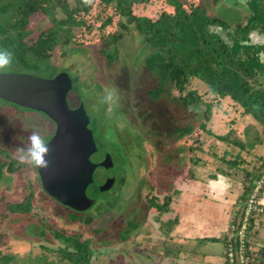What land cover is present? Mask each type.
Segmentation results:
<instances>
[{"label":"rangeland","instance_id":"rangeland-1","mask_svg":"<svg viewBox=\"0 0 264 264\" xmlns=\"http://www.w3.org/2000/svg\"><path fill=\"white\" fill-rule=\"evenodd\" d=\"M66 1L72 6L76 4V0ZM85 1L89 4L95 2L91 12L82 16L88 27L85 30L75 31L79 35L78 42H83L85 45L79 46V50H73L72 47L67 50L61 45L52 53L51 63L55 66H64V72L72 78L76 90H71L68 94V102L72 108H75L73 105H79L82 99L77 91L78 84L83 86L91 97L82 99L86 111L92 118H98L97 122L100 126L101 100L106 101L112 108L120 104L121 98L126 96L127 98L131 97L132 102L128 101V103L135 109L139 107L138 105L148 106L144 97L139 95L137 89L131 85L132 79L128 81L126 78L128 73L123 66H130L138 57V64L143 65L153 49L150 48L149 43L142 41L133 25H129L128 29L117 26L118 17L114 8H105L98 0ZM195 1L187 0V7L189 4H194ZM198 1L202 5L209 6L210 15H220L232 27L237 22L245 24L256 13L257 8L259 14L260 12L264 13V0H224L215 6L210 4L212 0ZM1 3L2 1H0ZM167 6L164 0H150L149 3L136 4L134 14L138 17L156 19L163 11L169 9ZM98 16L102 18L98 19ZM107 16H111V23L104 25L103 21ZM49 24L45 17L33 16L28 27L30 30L29 40H34L40 31ZM262 25L260 23L259 27ZM218 31L222 36L227 33L220 28ZM109 34H121V38L118 42H114L112 39L109 41L107 39ZM251 37L253 44H264V34H261L259 30H255ZM105 42L115 43L109 49V53L114 54L113 60L100 55V50L103 49ZM144 46H147V51L141 54L140 49H143ZM259 56L264 63V52ZM120 71L123 72V78L119 81L118 86L114 82V78ZM0 72H21L44 78H47L51 73L50 70L36 72L33 69L27 70L18 66H5L0 68ZM121 88L126 89L128 95L120 90ZM191 89L196 90L204 102L214 104L211 119L206 122L208 130L220 135L230 133L229 140H218L205 131L200 143L194 142V136L204 120L192 122L195 129L193 133L174 137L175 122L180 118L181 111L177 103L175 104L171 98L169 100L166 98V101L169 102L162 103L158 107L155 105L161 114L155 113L154 115L155 119L166 127L164 130L166 133L158 139L161 142L159 146L157 144L150 145L148 142L151 140L145 142L146 151L148 154H153L152 167L156 168L159 164L156 172L151 176L152 178L147 180V189L140 190L138 187L141 177L148 173V170L144 169V171L139 170L135 173L127 170L125 178H123L124 183L118 184L115 189H111L113 187L108 189V192L113 190L108 195L102 196L101 191L98 193L89 186V194L93 195L95 199L98 197L101 199L91 209L80 213L76 220L70 218L72 214L68 212L69 207L53 201L45 192L39 179L40 176L38 177L39 173L36 174V165L26 160L22 161L31 148L29 138L33 133L39 135L42 145L52 138L48 140V134L53 130L51 122L38 110L25 108L0 98V166H2L0 171V217L7 213L8 204L22 202L30 192H33L32 211L13 214L7 222L3 223L1 231L6 238L3 245H0V264H69L56 253V251L73 248L70 242L64 240L65 238H75L81 242H87L92 252L90 264H143V261H146L144 264H162L159 261V256L164 249L167 254L175 255L177 258L190 253L188 250L182 253L179 245L181 238H184L181 237V234L189 228L190 218L194 216L200 219L201 216H207L211 220L213 216L216 217L214 213L221 209L225 211L224 198L221 196H218V199L215 198L210 190L216 194L220 190L228 191L229 199L225 200L229 205L236 203V209L242 210L243 200H240L238 196L243 194V176L247 170L254 171V168H258L261 164L259 158L264 157V136L260 134L262 130L258 126L257 128L253 127L251 121L241 120V125H237V122L232 120L233 118L239 120L237 106L231 101L216 99V96L207 91L203 83L196 80L186 91ZM171 95L178 96L179 93L172 89ZM182 115L186 117L184 110H182ZM129 124L123 118L115 121V125L120 127H129ZM91 127H93L92 124ZM246 128L245 135L248 134L249 138L244 135ZM159 130L163 131L161 128ZM105 136L107 139L110 138L108 133L103 134L99 130L95 132L97 146ZM256 137L258 139L254 140L253 138ZM237 140L245 145L254 141L255 146L251 147L252 149L240 151L232 144ZM201 145L205 153L199 155L203 162L207 163L206 166L203 165L204 163L196 165L192 160L194 152L191 150V146L200 147ZM127 147L129 146H126L125 150ZM178 148L184 149L183 153H178L181 159L179 162L175 159L177 154L174 152ZM212 152L216 153V158L211 156ZM225 152L227 154L225 161H220ZM236 158L242 160L239 161V168L225 163L234 161ZM11 165L12 171L8 169ZM102 173L101 180H104L108 175L106 172ZM191 173L194 177H191ZM147 175L149 176V174ZM214 175L222 177L223 184L216 183L217 177L214 178ZM97 181L96 178L95 183ZM209 185L214 187L209 188ZM152 186H154V190L151 191L149 197H157V201L162 204L167 199L170 200L168 201L170 210L166 211L161 219L158 218L159 212L150 208L145 199ZM190 188L192 190L196 188V192L191 190V193ZM112 197L115 198L114 202L116 203L106 206V198L111 200ZM243 211L245 212V207ZM263 217L264 212L257 216L259 219H263ZM129 219L139 228L136 227L131 234L127 235L124 232L128 229L126 223ZM38 222L41 225L40 229L37 225ZM164 222L168 224L163 226ZM250 227L251 225L244 234L238 231L241 226H233L231 229L237 230L232 233V236L243 234L244 237H240V239L247 242L248 250L261 257L264 252L263 244L260 242L249 244L251 242ZM176 228H181V232L179 230L174 232ZM255 229L252 231L258 232ZM172 234H174V239L169 237ZM29 235H34V237H29ZM193 239V237L185 239L186 244L191 245L190 248L195 249L199 254L204 252L211 256L212 253L216 254L213 251V248H216L218 249L217 257H222L224 248L226 250L227 241L223 242V238L217 241L219 243L217 245L203 242L193 245ZM172 256L170 255V257ZM183 263L190 264L188 261H183Z\"/></svg>","mask_w":264,"mask_h":264},{"label":"trees","instance_id":"trees-1","mask_svg":"<svg viewBox=\"0 0 264 264\" xmlns=\"http://www.w3.org/2000/svg\"><path fill=\"white\" fill-rule=\"evenodd\" d=\"M0 1H2L0 4V53L6 55L9 59V64L6 67L18 66L27 70L33 69L36 72L50 70L51 73L47 76L48 79L54 78L60 73H65L63 70L64 66H55L51 63L52 53L61 45L67 50H70V47L73 50H79V46L85 45L83 42H78L77 38L79 35L75 31L85 30L88 27L82 16L91 12L95 2L89 4L85 0H76V4L72 6L66 0ZM164 1L169 9L163 11L156 19H152L149 17H138L134 14V6L136 4L149 3L150 0H98L105 8L115 9L118 17V27L128 29L129 25H133L142 41L149 43L150 48L153 49V52L148 55L143 65L138 64V57L134 59V63L130 66H123L126 69V73H128L126 78H128V81L132 79L131 85L137 89L139 95L144 97L145 102H148V106L138 105L139 107L135 109L128 103V101H131V97L127 98L126 96L121 98L120 104L112 108L109 107L106 101L101 100V118L99 119L102 123H100L101 128L98 126V118H92L87 113L90 117L89 127L93 131L95 142V132L98 130L100 133H108L110 136L109 139L106 136L101 139L100 144L96 145L98 151L92 157L95 162H100L108 154L113 164V167L110 168L99 167L97 169L95 180L97 178L98 181L90 186L92 190L98 193L100 191L99 185L103 181L101 180L102 172H106L107 177L115 178L113 188H111L115 189L118 184L124 183L123 178H125L127 170L133 173L139 170H148V173H146L149 176L147 174L143 175L138 186L140 190L147 189V180L152 178L151 176L154 175L159 164L156 168L152 167L153 154H148L145 142L151 140L148 143L150 145L157 144V146L161 143L158 139L166 133L164 131L166 127L162 122L157 121L154 115L155 113L161 114L160 111L158 112L157 107L162 103L169 102V98L175 104L177 103L181 111L180 118L175 122L176 132L173 134L174 137H182L186 133H193L195 129L192 122L204 120L200 124L199 131L194 136V142L200 143L205 131L218 140H229L231 137L230 133L215 134L214 131L208 130L206 126V122L211 119L214 104L212 102H204L196 90L186 91L196 80L203 83L207 91L216 96V99L231 101L237 106L239 120L236 118L232 119L237 122V125H241V120L251 121V125L255 128L258 126L262 130L260 134L264 136V63L259 56L264 52V44H253L251 37L255 30H259L261 34H264V13L260 12L259 14L257 8L256 13L245 24L237 22L232 27L220 15H210L209 6L202 5L198 0L194 4H189L188 7L187 0ZM221 1L224 0H212L210 4L215 6L220 4ZM35 15L45 17L50 24L45 29H42L34 40L30 41L28 38L30 34L28 27L31 18ZM97 18L100 19L102 17L98 16ZM103 22L104 25L110 24L111 16H107ZM260 23L263 24L261 27H259ZM218 27L227 32L225 36L219 34ZM120 38L121 34H109L107 37L109 41L112 39L114 42H118ZM114 42H105L103 49L100 50V55L107 56V59L113 60L114 54L109 53V49L115 44ZM146 48L147 46H144L143 49H140L141 54L147 51ZM68 76L70 78L69 74ZM121 78H123L122 71L115 75L114 82L118 85ZM70 79L72 90L74 91L72 78ZM78 86L77 91H79L82 99L90 97L83 86L79 84ZM172 89L177 90L179 95H171ZM120 90L128 95L126 89L121 88ZM166 98H168L167 101ZM82 99H79L80 103H83ZM73 106L76 107L75 105ZM182 110L185 111L186 117L182 115ZM39 112L44 114L51 122L53 130L48 134L49 140L56 131V124L45 113ZM119 118L128 121L130 123L129 127L116 126L115 121ZM91 124L93 127H91ZM160 128L163 131H160ZM246 132L247 128L244 135ZM245 136L249 138L248 134ZM253 139L257 140L258 138ZM232 144L239 148L240 151L252 149L251 147L255 146L254 141L245 145L237 140ZM126 146L129 147L125 150ZM191 150L194 152L193 163L196 165L204 163L199 155L200 153H205L203 146H191ZM156 152L158 153V150ZM174 152L177 154L175 159L178 162L181 161L178 153H183L184 149L178 148ZM254 152L257 153L256 150ZM198 155L199 157H196ZM225 155H227L226 152L220 158V161H225ZM211 156L216 158L217 155L212 152ZM259 159L261 164L258 168H254V171L247 170L243 176L242 185L244 190L243 194L239 195L238 198L243 200L245 208L255 182L260 180L264 173V157ZM239 161L236 158L234 161H226L225 163L239 168ZM203 165L206 166L207 163ZM1 169L2 166H0V171ZM8 169L12 171V165ZM35 170L38 175V168ZM191 177H194L193 173H191ZM213 177L216 178L217 176L214 175ZM89 188L87 189V195L95 200L94 204L98 203L101 198L95 199L93 195H90ZM152 190H154V186L150 187V193L145 196L147 197L145 199L149 203L150 208L159 212L158 218L161 219V216L170 210L168 208L170 203L168 201L170 200L167 199L164 204L159 203L157 197H149ZM45 192L53 201L67 206L55 200L47 191ZM109 192L101 191L100 193L103 196L108 195ZM260 192H264V187L261 188ZM32 201L33 192H30L22 202L8 204L7 213L0 217V245H3L6 238L1 231L3 223L7 222L13 214L31 212ZM114 201L115 198L113 197L111 200L106 198V206L115 204L116 202ZM92 206L87 210L91 209ZM243 209L235 208V211H233L234 216L231 220L232 223L228 234L223 238L225 242H228V237L231 239L232 236L230 235L237 230L231 228L241 225L244 217ZM87 210L78 211L69 207L68 212L72 214L70 218L76 220L80 213L82 214ZM260 214L259 212H254L251 217V223ZM167 222H164L163 226L167 225ZM37 225H39L40 229V222ZM126 226L128 229L124 233L127 235L131 234L136 227L139 228L130 219L127 221ZM30 236L34 237V235ZM64 240L70 242L73 248L56 251L63 261L69 264L91 263L92 252L87 242H81L75 238H65ZM246 253L249 257V264H264V252L261 257H258V255L248 250L247 244Z\"/></svg>","mask_w":264,"mask_h":264},{"label":"water","instance_id":"water-1","mask_svg":"<svg viewBox=\"0 0 264 264\" xmlns=\"http://www.w3.org/2000/svg\"><path fill=\"white\" fill-rule=\"evenodd\" d=\"M72 82L68 74L43 78L21 72H0V98L45 113L56 124V131L41 151L44 163L37 166L42 186L55 200L84 211L94 204L87 195L88 187L95 182L99 167H113L108 154L100 162L92 160L98 151L90 117L83 103L72 108L68 94ZM115 182L108 177L100 186L107 191Z\"/></svg>","mask_w":264,"mask_h":264},{"label":"crops","instance_id":"crops-1","mask_svg":"<svg viewBox=\"0 0 264 264\" xmlns=\"http://www.w3.org/2000/svg\"><path fill=\"white\" fill-rule=\"evenodd\" d=\"M210 187H214V186L209 185V188ZM219 188H221V187H219ZM191 190L192 189L190 188L191 193H192V191L196 192V188L192 191ZM199 191H197V192H199ZM210 191H211V194L214 195L215 198L218 199V196H221L224 198V201L226 202L225 204H223L225 211H222V209H221L219 212L214 213L216 217L213 216L211 218V220L207 216H201L200 219L193 216L192 218L189 219V228L186 232L181 234V237H184L185 239H187L189 237H193L194 238L193 239V241H194L193 245H196V244L202 243V242L215 244V245L219 244L217 241L222 240V238H225L226 235L228 234V230H229L230 225H231L230 223H231V220L233 218V211H234L233 207H235V208L237 207L236 203H234L233 205H229V203L225 200V199H229V196L227 197L228 191L220 190V192H218L217 194L214 193L212 190H210ZM204 194H205V192H204ZM223 207H221V208H223ZM214 209H216V208H214ZM180 229L176 228V229H174V232H176L177 230H179V232H181ZM253 229L257 230L258 232H253L252 231ZM250 230H251V242H249V244L250 243L255 244L257 242H260L264 246V217H263V219H259V218L253 219V221L251 223ZM173 235L174 234H172L169 237L171 239H174ZM184 238H181V244H179L180 248L182 250V253H185L187 250L190 253L189 254H183L180 256V258H177L175 255L172 256V254H167L166 250L164 249V250H162V253L160 252L161 256H159L160 257L159 261H161L162 264H170V263L176 264L179 262H180L179 264H184L183 261H188L190 264H205V263H207V264H226L225 248H224V252L222 254L223 255L222 257H217L218 249H216V248H213L214 249L213 251L216 252V254L212 253L213 255H211V256L209 254L204 253V252L199 254L195 251V249L190 248L191 245L186 244L187 241ZM159 241H160V239H159ZM223 242H224V240H223ZM170 255L172 257H170ZM143 262L145 263L146 261H143Z\"/></svg>","mask_w":264,"mask_h":264},{"label":"built area","instance_id":"built-area-1","mask_svg":"<svg viewBox=\"0 0 264 264\" xmlns=\"http://www.w3.org/2000/svg\"><path fill=\"white\" fill-rule=\"evenodd\" d=\"M264 187V173L260 180L255 182L252 194L248 198L247 207L245 208L244 217L241 221V233L246 232V230L251 225V217L254 212L262 213L264 212V192L261 193V188ZM232 236V235H230ZM239 239L237 240V238ZM240 237H244L243 234L233 235L231 240L228 237V242L226 245V262L227 264H249V257L246 253V245L244 240H241Z\"/></svg>","mask_w":264,"mask_h":264},{"label":"clouds","instance_id":"clouds-1","mask_svg":"<svg viewBox=\"0 0 264 264\" xmlns=\"http://www.w3.org/2000/svg\"><path fill=\"white\" fill-rule=\"evenodd\" d=\"M8 64H9L8 57L0 53V68H3ZM29 139L31 141V148L29 149L27 156L24 157L22 161L26 160L32 163L33 165L42 166L44 160H43V156L41 155V151H44L46 153V149L43 148L42 142L38 134L33 133ZM216 183L223 184V178L218 176Z\"/></svg>","mask_w":264,"mask_h":264},{"label":"flooded vegetation","instance_id":"flooded-vegetation-1","mask_svg":"<svg viewBox=\"0 0 264 264\" xmlns=\"http://www.w3.org/2000/svg\"><path fill=\"white\" fill-rule=\"evenodd\" d=\"M95 143H96V142H95ZM97 149H98V148H97ZM92 157H93V156H92ZM102 160H103V159H102ZM93 161H94V160H93ZM107 179H108V177H106V178L102 181V183L99 185V187L102 186L103 183L107 181ZM113 185H114V184H113Z\"/></svg>","mask_w":264,"mask_h":264}]
</instances>
